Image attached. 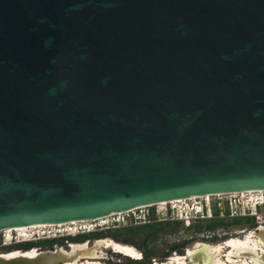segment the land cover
<instances>
[{"label": "water", "instance_id": "obj_1", "mask_svg": "<svg viewBox=\"0 0 264 264\" xmlns=\"http://www.w3.org/2000/svg\"><path fill=\"white\" fill-rule=\"evenodd\" d=\"M254 191L264 0H0V234Z\"/></svg>", "mask_w": 264, "mask_h": 264}, {"label": "flooded vegetation", "instance_id": "obj_2", "mask_svg": "<svg viewBox=\"0 0 264 264\" xmlns=\"http://www.w3.org/2000/svg\"><path fill=\"white\" fill-rule=\"evenodd\" d=\"M260 197L264 201V194L260 195ZM260 211L263 214L261 222H257V219L254 217L255 215L252 214L245 217L232 218L229 222L230 226L254 225L256 222L254 230H238V233H235L234 236L223 239L220 238L218 229L226 227L228 223L225 224V220L220 219L218 214L217 216H205L207 222L197 221V225H193L196 221L187 224L185 222H178L177 228L179 225H182L186 229L195 228L196 230L191 233L185 232L183 236L171 243L163 241L160 246L157 244V237L164 235V230L167 227L173 228V225L166 223L170 221L169 219L163 223H157L156 219L144 221V226H155L149 227L148 231L139 230L136 234L140 238L138 241L135 240V231L131 234V240L129 241L123 240L122 237L117 238L115 236L117 231L128 227L119 224L120 228L118 230L109 227L102 229V232L78 234L74 237L69 234H57L52 231L53 233L50 235L37 236L34 243L39 244V246L32 247L27 251L32 250L28 255L37 253L40 250L52 251L58 248L68 251L72 245L87 244V246L91 247L97 242H102L103 246L95 254V258L81 260L76 264H264V207ZM170 222L175 223L177 221ZM93 224L97 225L98 223L95 222ZM209 226H212V228H209ZM158 228L160 231L154 230ZM170 233L169 235L167 232V235L171 236L175 234V232ZM16 235V232L13 233L12 239ZM147 235L148 240L145 244L143 240L144 236ZM150 242L154 244L153 247H149ZM116 244L130 247L134 254L129 255L117 252L113 248ZM8 245L3 244V246Z\"/></svg>", "mask_w": 264, "mask_h": 264}, {"label": "rangeland", "instance_id": "obj_3", "mask_svg": "<svg viewBox=\"0 0 264 264\" xmlns=\"http://www.w3.org/2000/svg\"><path fill=\"white\" fill-rule=\"evenodd\" d=\"M246 197H249L248 195H245V196H226V197H212V198H210V200L209 201H206V200H204L207 204L209 203L210 204V206L212 207V206H216L217 208H219L220 210L222 209L223 211L224 210H227V211H229V213H230V215H226L223 211H222V213H221V211H220V213H219V218L220 219H224L225 221V224H227V226L226 227H222V228H219L218 229V234H219V236H220V238H226V237H232V236H234V234L235 233H238V230H242V229H249V230H254L255 229V226H256V222H255V224L254 225H252V224H243V225H241V226H230L231 224L229 223L230 222V220L232 219V218H240V216H242V213H239L238 211H236L237 213H232V212H230V210H229V205L231 204V205H234V202H233V200L234 201H236V200H238L240 203L246 198ZM203 200H198V201H195L196 203H202L203 202ZM251 200H252V197H251ZM245 201V200H244ZM194 201H191V202H188V203H184V204H191V203H195ZM258 203V205H260L261 203H259L260 201H257ZM244 203H246L247 204V201L246 202H244ZM184 204H181V205H184ZM173 206H175V205H173ZM252 206V205H251ZM252 207H255V206H252ZM168 208V206L166 205V206H157V207H148L147 209H143L142 211L147 215V214H149V212H150V210L151 209H153L154 210V214H155V219L157 220L156 222L157 223H163L164 222V220H166V218L167 217H165V216H163V215H159L158 214V212L160 211V210H165V209H167ZM142 211L141 212H139V215H138V212L136 213V212H133L132 214H128V215H126L125 217H126V220L123 222V223H121L120 225H123V226H132V227H135V228H138V227H142V226H144V220L142 219L143 217H142ZM262 211V210H261ZM141 213V214H140ZM171 216H173V215H171ZM208 216V215H207ZM173 217H175V216H173ZM260 217H263V214H261L260 215ZM141 219V220H140ZM262 219V218H261ZM111 220V219H110ZM201 221H203V223L204 222H207V219H204V220H198V222H201ZM247 221V220H246ZM252 221V220H251ZM198 222L196 221L193 225H197L198 224ZM258 222V221H257ZM259 222H261V221H259ZM145 223H148V222H145ZM185 224H187L186 222H185ZM120 225H117L116 227H113V229L114 230H118L119 228H120ZM173 228H170V227H167L164 231H165V234L164 235H159L158 237H157V244H158V246H160V244L163 242V241H167V242H169V243H171L172 241H174V240H177V239H179V237H181V236H183V234L186 232V233H191V232H193L194 230H196L195 228H193V229H186V228H184L182 225H179V227L178 228H175V230H172ZM200 229H202V228H200ZM155 231H158L159 230V228L158 229H154ZM160 231V230H159ZM102 232V231H101ZM167 232H168V234L170 235L171 233L170 232H175V234L174 235H171V236H168L167 235ZM55 233H57L56 231H55ZM5 236V235H4ZM4 236L3 235H0V254H5V253H9V252H11V251H8V249H6V248H3L4 246H3V244H5V243H7L8 242V239L6 240V239H4ZM168 236V237H167ZM17 239V238H16ZM135 240L136 241H138V240H140V238H139V236L138 235H136L135 236ZM17 241V240H16ZM218 242H219V240H218ZM154 246V244H152L151 242L149 243V247H153ZM99 261V260H98Z\"/></svg>", "mask_w": 264, "mask_h": 264}, {"label": "built area", "instance_id": "obj_4", "mask_svg": "<svg viewBox=\"0 0 264 264\" xmlns=\"http://www.w3.org/2000/svg\"><path fill=\"white\" fill-rule=\"evenodd\" d=\"M245 200V201H244ZM241 203L238 201V200H236V201H234L233 200V202H234V205H229L228 207H229V210H230V212H232V213H237L236 212V209L237 208H239L240 206H243L244 204L245 205H248V204H251V197H246L245 199H244ZM247 201V204L246 203H244V202H246ZM261 202H263L262 201V199H261ZM174 204H168L167 206H168V208L167 209H165V210H160L159 212H158V214L159 215H163V216H165V217H167L166 218V220H170V221H177V222H181V221H184V222H186V223H189L188 222V219L190 218V216L189 217H183L182 215H181V213L182 212H185V213H187L188 211H191V210H194L195 212H197V211H199L201 208H202V206L203 207H205V208H209L210 207V204L208 203H206L204 200H203V202L202 203H191V204H184V205H179V204H176L175 206H173ZM154 207H157V206H154ZM148 207H144V208H138V209H136V210H133V211H131V212H126V213H130V214H132L133 212H138V215H139V212H141L143 209H147ZM184 208H185V210H184ZM219 209V208H218ZM126 213H122V215H120V216H111V220H109V222H105V223H103V224H100V223H98L97 225H94L93 223H95V221L96 222H99V220L100 219H102V220H100L101 222H104L105 221V218H107V217H104V218H100V219H97V220H93V221H83V222H90L89 223V228H86L85 227V225H83V226H81V224H79L77 227H72V226H69L68 228H67V231L66 230H60V228H58L57 229V234H69V235H71V236H77L78 234H89V233H94V232H98V231H101L102 229H104V228H109V227H116L117 225H119V224H121V223H123L125 220H126ZM179 213V214H178ZM239 213H242V216L241 217H245V216H248L249 214H252V213H244V212H239ZM141 214V213H140ZM172 214H175V217H173V216H171ZM178 214V215H177ZM252 215H255L254 217L257 219V221L259 222V221H261V217H260V215L261 214H256V213H253ZM147 216H148V214L146 215L143 211H142V219L144 220V221H146L147 220ZM109 217V216H108ZM141 220V219H140ZM165 221V220H164ZM79 223H81V222H79ZM50 234H52V232H43V234H41V236H45V235H50ZM12 235H11V237H10V240L7 242V243H5L4 245H8L10 242H11V240H12ZM37 237V234L36 235H32L31 237H29V238H26L25 239V241H35V238ZM17 238V239H16ZM5 239V238H4ZM15 239L19 242V241H21V238H18V235H16V237H15Z\"/></svg>", "mask_w": 264, "mask_h": 264}, {"label": "bare ground", "instance_id": "obj_5", "mask_svg": "<svg viewBox=\"0 0 264 264\" xmlns=\"http://www.w3.org/2000/svg\"><path fill=\"white\" fill-rule=\"evenodd\" d=\"M264 194V191H257V192H242V193H235V194H230V195H215V196H201V197H191L189 199H186V200H177V201H171V202H167V203H159V204H156V205H153V206H166L168 204H184V203H188V202H191V201H198V200H206V201H209L210 198L212 197H228V196H245V195H248L249 197H252V200H251V205L252 206H257L258 202L257 201H260L259 203H262L261 202V197L260 195H263ZM148 207H151V206H148ZM141 208H144V207H141ZM185 210V208H184ZM130 213H126L125 215H128ZM120 216L122 215V213H118V214H112L110 215L109 217L105 218V221L104 222H101L100 219L99 222L97 223H100V224H103L105 222H109L111 216ZM96 222V221H95ZM89 223L90 222H71V223H67V224H60V225H38V226H30V227H19V228H14V229H6L4 230L1 234L4 236V238L8 241L10 240V237L13 233H17L18 235V238H21V241H25L26 238H29L31 237L32 235H36L37 236H41V234H43V232H57V229L60 228V230L64 229L67 231V228L69 226H72V227H77L79 224H81V226L85 225L86 228H89ZM45 230V231H44ZM61 230V231H62ZM52 232V233H53ZM0 234V235H1ZM103 246V243L102 242H97L93 248L94 251L91 253V258H95V254L101 249V247ZM85 247H89L87 246V244H83V245H72L71 246V250H70V253H73V252H76V251H79V250H82V248H85ZM113 248H115V250L117 252H121V253H125V254H129V255H133V251L130 247H127V246H122V245H114ZM69 252V251H68ZM36 253H33L31 255H34ZM16 255L15 253H12V254H9L8 256H14ZM29 255V256H31ZM136 256V254H135ZM77 257V256H76ZM90 258V259H91ZM78 259L80 258H77V260H74V261H71V262H65L63 264H76L78 261ZM88 259V258H87Z\"/></svg>", "mask_w": 264, "mask_h": 264}, {"label": "trees", "instance_id": "obj_6", "mask_svg": "<svg viewBox=\"0 0 264 264\" xmlns=\"http://www.w3.org/2000/svg\"><path fill=\"white\" fill-rule=\"evenodd\" d=\"M213 207V215L217 216L220 211L222 213V209H218L215 205L212 206ZM226 215L229 214V211L227 210H224L223 211ZM147 220H155V214H154V210L151 209L148 216H147ZM168 225H173V229L177 228V225H178V222H175V223H171L170 221H167L166 222ZM152 226H155V225H147V226H144L142 228H135V227H132V226H128L126 228H122L120 231H117V233L115 234V236L117 238H123V240L125 241H129L131 240L130 237H131V234L135 231V236L137 234V232L139 230L141 231H148V228L149 227H152ZM209 228H212V226H209ZM148 240V235L147 236H144V240H143V243L146 244ZM39 246V244H36V243H24V244H18V245H10V246H4L3 248H6L8 249V251H14V250H20V251H27L29 249H31L32 247H37Z\"/></svg>", "mask_w": 264, "mask_h": 264}, {"label": "clouds", "instance_id": "obj_7", "mask_svg": "<svg viewBox=\"0 0 264 264\" xmlns=\"http://www.w3.org/2000/svg\"><path fill=\"white\" fill-rule=\"evenodd\" d=\"M263 201V200H262ZM264 207V201L260 204V205H257L256 207H252L251 204H248V205H243V206H240L239 208L236 209V211L238 212H244V213H256V214H262L260 209ZM173 216H175V214H172ZM210 216V215H213V211H212V207H209V208H205L202 206L201 208V211L197 214H193L192 212L190 213V218L188 219V222H193V221H198L201 219L202 217V220L206 219L205 216ZM251 215V214H249ZM241 217V216H240ZM181 223H183V221H181ZM34 241H16V239H12L10 245H18V244H24V243H33Z\"/></svg>", "mask_w": 264, "mask_h": 264}]
</instances>
